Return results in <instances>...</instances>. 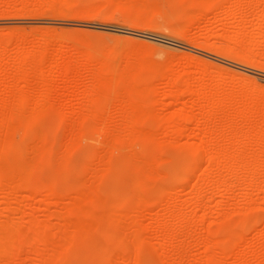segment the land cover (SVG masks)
I'll list each match as a JSON object with an SVG mask.
<instances>
[{
  "label": "rangeland",
  "instance_id": "obj_1",
  "mask_svg": "<svg viewBox=\"0 0 264 264\" xmlns=\"http://www.w3.org/2000/svg\"><path fill=\"white\" fill-rule=\"evenodd\" d=\"M0 42L7 49L0 59L4 69L0 101L22 86L16 68L22 55L51 46L48 62L42 63L27 89L32 100L22 110L26 125L15 132L0 123V140L13 146L10 176L21 172L39 188L54 186L60 197L57 203H48L25 190L22 202H17L15 194L0 190L2 223L11 216L26 241L31 235L28 214L43 222L50 238L34 246L22 242L21 258L15 264H121L120 254H130L128 264H264V162L258 167L251 159L258 148L246 145L245 138L226 134L221 142L226 153L244 148L250 159L242 169L233 164L227 170L223 162L212 166L197 145L200 130L194 119L182 123L180 130L165 122L180 106L191 109L195 98L186 93L180 105L169 93L181 89L186 79H202L217 100L236 95V102L227 105L231 115L252 96L263 110L249 114L251 123L264 126V0H241L239 9L234 0H0ZM61 53L72 63L89 53L92 63L101 59L113 64L116 75L136 64L145 65L142 78L155 85V92L143 103L153 114L136 123L137 130L130 134L127 122L114 110L118 101L114 88L106 103L96 105L108 108L103 116L94 117L93 109L74 116L93 79L85 67L67 77L58 70L50 73L52 59ZM40 73L53 77V97L45 106L53 110L44 108L48 114L30 120L26 117L39 96L35 80ZM64 108L66 117H61L58 112ZM18 119H10V125H19ZM201 125L206 129L207 121ZM104 127L109 128L107 133L101 132ZM254 171L257 177L252 183L249 177ZM222 175L228 176V190L220 189ZM250 181L253 185L248 186ZM96 195L102 197L95 200ZM8 205L12 213L6 212ZM81 206L94 213L83 216L76 210ZM112 209L119 213V221L105 215ZM20 211L27 213L22 224ZM83 220L93 230L76 231L74 222ZM166 233L171 238L167 244ZM4 243L6 239L0 246ZM36 250L41 257H36ZM59 250L67 254L60 257Z\"/></svg>",
  "mask_w": 264,
  "mask_h": 264
},
{
  "label": "bare ground",
  "instance_id": "obj_2",
  "mask_svg": "<svg viewBox=\"0 0 264 264\" xmlns=\"http://www.w3.org/2000/svg\"><path fill=\"white\" fill-rule=\"evenodd\" d=\"M211 1H213V0H211ZM234 4L239 9L241 6V0H234ZM22 42H24V40ZM2 44H5V43H2ZM18 46L19 45H17V47ZM1 47H3V46H1ZM50 47L51 46H45V45H44V47H41V46L35 47L33 51H30L29 53H27L24 56L22 55V57L20 58V63L17 65L16 68H17V75L19 77L18 79L22 81V86L20 88H18V90H16L15 92H12L9 95V97L7 95L2 96L1 101H0V123L3 126L5 125L4 126L5 130L13 129L16 132V131L22 129V124L26 125V121H28V120H22V117H24V115H25L22 110H23L24 105L27 102H29L30 100H32V95L30 94L29 91H27V89L31 88L33 75L36 74V72H38V70H40L42 63H44V61L48 60V58L51 54V48ZM5 50H7V49H5L4 47L2 49H0V59H2V57L4 56V54L6 52ZM90 55H89V53H85L82 55V58L78 62L72 63L70 57H68L64 53H61L60 55H58L57 57L52 59V62H51L50 68H49V72L53 73L55 70H58L65 77H67L69 74H75L82 67H85L87 73L90 72L92 79H93V85L90 88V90L85 94V96H84L85 101H84V103H82V106L80 107L79 111L75 112L74 116L81 115L84 111H86V110L88 111L90 109H93L94 117L103 116L107 112L108 108L103 107V106H102V108H97L96 105L99 103H101V104L106 103L108 100V93H110L115 88L118 101H117V105L115 106L114 110L118 114H120V118L124 119V122L125 121L127 122L126 124H128V127H125V128L130 129L129 131L127 129V131L130 134H133V132H135V130H137L136 123L144 121L146 118H148L149 116H151L153 114L151 107L146 106L143 103L144 99L146 97H148L152 92H155V85L152 86V84H149L147 81H145L143 79L144 77L142 78L141 72H142V69L145 67V65L136 64L135 66H131L128 69H126V71H124V73L116 75V72L118 70H117V68H116L117 71L114 70L115 68L113 69V67H112L113 64H110L109 62H106V61L101 60V59L96 60L95 61L96 63L95 62L92 63ZM46 62H48V61H46ZM136 63H137V61H136ZM117 67H119V66H117ZM3 70H4L3 67L0 65V71L2 72ZM35 81H37L39 84L38 91H37L39 93V96L37 99H35V102L33 104L34 108L29 112L28 117H26V118H29L30 120L42 118L47 113V110H45L44 108L48 109V111L53 110V108L50 109L48 107H45L46 104L48 103L49 99L51 97H53V91H54V86H55L53 77L49 78L46 76V74L40 73L39 75L36 76ZM170 81H171V83H175L176 78L170 79ZM201 81H202V79H200V80L197 79L195 81H194V79H192V80L186 79L184 81V85L181 89L177 90V88H176L177 91H171L169 93L168 96H170L172 98L174 103H177L180 105H184V104H182V102H183L182 96L184 94L189 93V94L195 95L191 109L186 110L185 107L180 106L179 109L172 116H170L168 119H165V122H167V124H169L173 127L172 128L169 126L170 127L169 129L172 128L174 130H180V125L182 123H186V122L190 121L191 119H194L196 127L200 130V132L198 134L197 145L200 149H203L205 151L207 163L212 165V166H213V164L219 166V164L224 163V164H226L225 166H226L227 170H229L231 167H233V164H237L239 169H240V167L242 169L243 166H246L245 164L248 162V159H250V157L244 148L243 149L235 148L233 152H231V153L228 152L229 154L226 153L227 152L225 150L226 148L223 146V144L221 142L226 137V134H234L235 136H238L241 139L245 138L247 140V143H248L246 145L256 146L258 148V149L254 150L255 152L257 151L258 153L256 152V154H253L251 159H253V161H255L258 164V165L256 164V166L259 167L260 164L262 162H264V126H262V125L258 126V127L253 126L254 124L251 123L252 119L250 118L249 114L250 113L255 114L256 112H258L259 109L263 110V108H260L261 106L259 104L255 103L256 100L254 102L252 100V96H251L250 100H248L247 102L240 105L241 107H239V109L237 108L236 109L237 111L235 110L236 112L235 111L232 112V113L235 112V114L231 115L230 114L231 110L228 107L230 105L232 106V104L234 102H236L235 101L236 95H233L232 97L228 98V100L230 99L229 102H227L228 100L226 101L227 98L225 96L222 97V100H217L215 98V96H216L215 92L212 91L213 89L212 90L210 88L208 89V87H206L204 85V83H202ZM203 81H204V79H203ZM217 91H219V90H217ZM157 92H159V91H157ZM242 95H244V94H242ZM244 97H249V96L244 95ZM111 98H113V97L111 96ZM148 100L149 99H147V102H148ZM14 101H15V103L13 104L15 107L14 111H12V113H9L8 107L10 105H12V103ZM109 101H112V99ZM109 104H111V102ZM228 104H230V105L227 107ZM91 107H93V108H91ZM205 108L207 109L206 111H205ZM126 109H127V112L125 111ZM122 110L126 112L125 113L126 115L122 114V112H121ZM194 110L198 111L197 115L193 112ZM220 111H222V112H220ZM260 111L261 110H259V113H260ZM58 113L61 117H66L65 108H64V110L59 111ZM7 117H8V119H7ZM262 117H264V116H262ZM14 118L15 119L19 118L18 119L19 125H15V127L13 125H10V123H9V120L14 119ZM258 118H260V116ZM204 120L207 121L208 125H207V128L203 130V128L201 129V126H202L201 122ZM246 122H249V127L247 125V127H248L247 130L244 129L246 126ZM262 122H264L263 119H262ZM108 131H109V128L104 127L101 132L107 133ZM206 136L209 137V139H210L209 141H205ZM248 136H251V137H248ZM74 139H75V137H74ZM120 141L121 140H119V142ZM237 141H238L237 143L241 144L243 140H237ZM76 143H77V141H76ZM137 144H139V143H137ZM121 145H123V144H121ZM12 147L13 146L11 145L10 141L2 142V140H0V190L3 191L2 194L3 193L6 194V192L7 193L10 192L12 194H15V196H17V199L15 198L16 199L15 201L18 202L22 198V196H21L22 191L24 192L25 190L26 191L29 190L31 192L32 197H35L36 195H40V196L46 198L48 203L49 202L50 203H57V201H60V197L54 194V192H55L54 186L50 185L48 187L39 188L38 186H36L35 184L30 182L31 180L28 178V176L27 177H25L26 175L22 176L21 172H17L14 175L10 176L8 166H9V155H10L9 153H10V150L12 149ZM64 147L66 148V147H68V145L66 144V146H64ZM43 148H44V146H43ZM38 149H36V153H37ZM111 149H114V148L112 147ZM40 151H38V153H40ZM64 156H66V155H64ZM134 158H136V156ZM85 159H86V157H85ZM133 161H134V159H133ZM55 162L57 163V161H55ZM221 162H223V163H221ZM29 163H30V161H29ZM26 165H28V164H26ZM153 165H155V164H153ZM28 167H29V165H28ZM59 167H60V164H59ZM24 169L25 168H23L22 170H24ZM40 169L42 170V168H40ZM244 169H246V168H244ZM25 170L31 171V168L29 170H27V167H26ZM16 171H18V169H16ZM256 173L257 172L254 171L249 177L252 179V183L254 180L253 178L257 177ZM204 174H206V172ZM225 174H228V173H225ZM258 174H259V172H258ZM206 176H207V174H206ZM228 176H229V174H228ZM228 176L222 175L223 180L220 182L221 185H220V183H218L219 186L221 187L220 188L218 186L220 189L228 190V188L230 186V184H229L230 182L228 183L229 179H227ZM204 178L205 177L203 176V179ZM146 180H147V178H146ZM130 181H132V179ZM142 184H143V182H142ZM251 185H253V184H251V181H250L248 186H251ZM79 189H80L79 190V192H80L82 189L81 188H79ZM194 191H195V189H194ZM81 193L82 192H80L79 194L82 197L83 194H81ZM16 194H18V195H16ZM79 194H78V196H79ZM87 194L88 193H86V195ZM7 195H3V197L4 196L6 197ZM87 196H88V198L85 196L87 198V200H90L91 199L90 194H88ZM129 196H131V195H129ZM197 196L198 195H196V197ZM93 197H95V196H93ZM101 197L102 196L97 197V195H96L97 199H95V200H99V198H101ZM72 198L75 199V195ZM92 199H94V198H92ZM193 200H195V199H193ZM20 202H22V201H20ZM90 202L92 203V201H90ZM9 206L10 205H8V207H6L5 210L7 213H10V212L12 213V208ZM113 209L107 211L105 214V215H108L110 217V219H115L117 217V215L120 216L119 213H116V211ZM76 210L79 211L82 215H83V213H88V214L94 213V210L89 208L88 206H81V207H78ZM20 213H22V215L20 217V222L22 224V222L25 221V218H26L25 216L27 213L26 212L23 213L22 211H20ZM81 214H80V216H81ZM27 216H28L27 223L29 222L28 224L30 226L29 227L30 229H28V230L30 231L29 234H31V235L28 234L30 236V238L27 237L26 241L22 240L24 238V235L22 237V232L17 229L18 226H17V228H16V226L15 227L13 226V224L15 225V222L13 223L11 216H8L9 219L7 222L2 223L1 219H0V233L5 235V236L2 235L3 236L2 237L0 234L1 243L6 239V243H4V244H2V246H0V261L3 262L6 258H9L10 261L8 260V262H9L8 264H15L18 261V259L21 258L19 256H21L20 254H22L21 253L22 252V242L23 243L25 242V244H28L27 241H29V244L32 246L34 243H36V244L37 243H45L47 241V239L50 240V238L47 237L48 233L46 235V232L44 231L43 222L40 220H37V219H33L28 214H27ZM95 217H98V216H95ZM118 218H120V217H118ZM116 220H118V219L116 218ZM83 221H84V223H83ZM83 221H80V223H79V221L74 222L75 224L73 227L76 229V231L77 230L79 231L81 229H85L86 231H88V230L92 229V228H90L89 222H86V220H83ZM87 223H88V226H87ZM119 223L121 224L122 222H119ZM86 231H85V233H86ZM91 235H92V233H91ZM169 235H170L169 233L165 234L164 241L166 244L169 242V239H171V238H169ZM24 239H26V238H24ZM68 244H70V242ZM208 244H207V246H208ZM24 246L27 247L26 245H24ZM122 246H123V244H122ZM210 246H209V248H210ZM105 247H107V246H105ZM129 248H132V247L130 246ZM23 250H25V249H23ZM60 251L61 250H59L60 257H64L67 254V253L65 254V251L64 252L63 251L60 252ZM26 252H28V251H26ZM35 253H36L35 254L36 257L42 256V254L37 252V250ZM105 253H106V251H105ZM128 254H129V252H128ZM109 255H110V253H109ZM116 256H118V255H116ZM119 259L121 261V264H124L125 262L128 264V261H132L130 259V254H129V256L124 255V254H122V255L120 254ZM136 259H138V258H136ZM211 260L215 261V258L212 257ZM133 264H135V263H133Z\"/></svg>",
  "mask_w": 264,
  "mask_h": 264
}]
</instances>
